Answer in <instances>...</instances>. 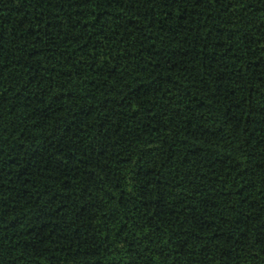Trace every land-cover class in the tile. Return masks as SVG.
Here are the masks:
<instances>
[{
	"label": "trees",
	"instance_id": "obj_1",
	"mask_svg": "<svg viewBox=\"0 0 264 264\" xmlns=\"http://www.w3.org/2000/svg\"><path fill=\"white\" fill-rule=\"evenodd\" d=\"M0 264H264V0H0Z\"/></svg>",
	"mask_w": 264,
	"mask_h": 264
}]
</instances>
